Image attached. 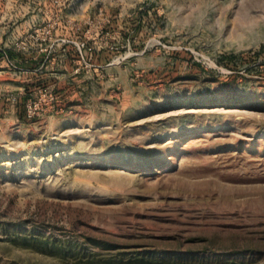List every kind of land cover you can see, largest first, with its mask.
Wrapping results in <instances>:
<instances>
[{
    "label": "rangeland",
    "instance_id": "374dc122",
    "mask_svg": "<svg viewBox=\"0 0 264 264\" xmlns=\"http://www.w3.org/2000/svg\"><path fill=\"white\" fill-rule=\"evenodd\" d=\"M0 264H264V0H0Z\"/></svg>",
    "mask_w": 264,
    "mask_h": 264
}]
</instances>
